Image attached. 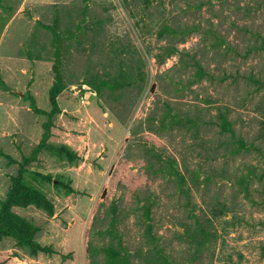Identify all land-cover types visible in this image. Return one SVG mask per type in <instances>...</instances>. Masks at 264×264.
<instances>
[{
	"label": "rangeland",
	"instance_id": "rangeland-1",
	"mask_svg": "<svg viewBox=\"0 0 264 264\" xmlns=\"http://www.w3.org/2000/svg\"><path fill=\"white\" fill-rule=\"evenodd\" d=\"M0 264H264V0H0Z\"/></svg>",
	"mask_w": 264,
	"mask_h": 264
},
{
	"label": "trees",
	"instance_id": "trees-1",
	"mask_svg": "<svg viewBox=\"0 0 264 264\" xmlns=\"http://www.w3.org/2000/svg\"><path fill=\"white\" fill-rule=\"evenodd\" d=\"M222 120L224 122V126L228 127L229 126V123H228V120L227 118L223 115L222 117ZM31 197L35 200L34 202H36L37 204H40V203H45L47 200L43 197H40L39 194L37 193H32L31 194ZM22 199V194L20 192H16L12 195L10 201L4 206L5 207V212H4V217H5V223L10 226H14V220L13 218L16 219L17 223H22V222H26V220L24 219H19L17 216L15 215H12L10 212H9V207L11 206V203L10 202H15L16 205H20V201ZM14 205V203L12 204ZM24 205V204H23ZM19 221V222H18ZM24 226H27V224L23 223L21 224V226L19 228H17V230H21V228H23ZM35 232V231H34Z\"/></svg>",
	"mask_w": 264,
	"mask_h": 264
}]
</instances>
